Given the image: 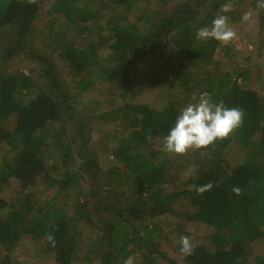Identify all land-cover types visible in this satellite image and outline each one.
Masks as SVG:
<instances>
[{
    "label": "trees",
    "instance_id": "1",
    "mask_svg": "<svg viewBox=\"0 0 264 264\" xmlns=\"http://www.w3.org/2000/svg\"><path fill=\"white\" fill-rule=\"evenodd\" d=\"M230 1L188 0L179 4L172 15L155 22L147 12L134 21L122 22L113 17L102 22L99 10L121 8L127 13L137 0H54L49 11V32L56 40L59 56L78 75L79 91L88 90L99 80L116 87L128 81L138 60L164 44H173L193 61L210 62L219 41L209 39L196 46L197 30L211 26ZM38 13L37 0H0V181L4 184L16 179L24 188L44 182L66 190L86 172L93 181L89 189L94 212L90 215L89 208L78 203L76 219L51 202L34 206L29 200L17 207L9 206L0 196L2 248L11 250L29 236L42 244L43 251L54 252V264L97 258L100 264H124L139 248L147 251L137 264H162L150 248L158 239L160 226L144 225L145 235L140 237L133 221L145 220L148 214L170 213L184 222H204L215 230L210 242L196 245L193 253L186 255L187 264H248L252 244L264 238V100L254 89L238 82L240 78L247 82L248 72L210 77L207 90L213 101L223 100L226 107L241 108L243 124L228 138L201 149L210 156L190 182L169 183V155L156 147L157 142L162 145L180 113L174 102L162 108L127 103L105 113L109 117L119 115L132 129L129 127L117 138L114 166L104 172L105 178L101 174L105 183L99 182V186L96 183L101 164L88 147L86 124L79 122L74 138L81 141L77 152L81 163L75 172L67 170L64 178L56 172L60 171L59 164L48 166L46 157L57 156L68 165L71 149L60 135L66 131L68 119L72 124L75 94L49 56L38 54L30 45L34 43L29 36ZM59 17L73 30V36L53 32ZM92 34L106 40L88 41L86 35ZM8 36L14 39L10 44L6 43ZM103 45L108 48L105 60L100 58ZM19 55L40 63L41 86L25 71H10L9 60ZM56 123L60 124L58 132L54 130ZM149 134L151 140L147 139ZM209 181L218 186L198 195L196 187ZM233 187H239L241 194L236 195ZM94 215L96 233L92 239L77 235L75 223L80 216L93 222ZM256 260L264 264V256Z\"/></svg>",
    "mask_w": 264,
    "mask_h": 264
},
{
    "label": "rangeland",
    "instance_id": "2",
    "mask_svg": "<svg viewBox=\"0 0 264 264\" xmlns=\"http://www.w3.org/2000/svg\"><path fill=\"white\" fill-rule=\"evenodd\" d=\"M186 1L188 0H137L130 12L127 13L121 8L107 7L104 10H99L100 20L105 22L109 18L118 17L122 22L134 21L141 16L142 12H147L155 22L159 18L163 19L172 15L177 6ZM37 2L39 3V13L29 36L30 40L32 39L34 42L30 45L38 54L49 56L48 58L56 64L58 73L65 84L69 85L71 92L75 94L73 102L76 113L72 124L71 118L68 119L67 129L60 135L61 140L69 144L71 149L68 165H63L57 156L48 155L46 157L48 166L59 164L60 171L56 172L61 177L65 178L67 170L75 172L81 163L82 157L80 156V159L77 153L81 141L74 138V135L79 122L83 121L89 131L88 147L92 150L91 152L97 155L101 164L102 172L98 173L99 180L96 181V186H99V182L105 183L102 176L105 178L104 172L114 166L113 149L117 144V138L122 136L123 131L129 127L132 129L121 118L119 119V115L109 117L105 113L116 108L119 109L124 104L146 103L153 108H162L169 102H174L181 111L186 105L196 103L202 92H208L207 84L211 80L210 77L214 78L223 73L239 71H247L249 79L244 82L240 78L238 82L254 89L264 100V0H231L222 7L223 13L220 15L227 17L228 25L236 32V37L228 43L219 41L210 62L193 61L173 44L168 43L138 60L131 68L129 79L125 84L113 87L107 82L99 80L95 81L94 85L86 91H79L76 88L78 75L70 68L67 61L59 56L56 40L49 32V11L54 0H37ZM95 6L98 7V4L96 3ZM231 9L233 13L229 15L228 10ZM53 32L62 33L64 36L67 34L73 36V30L65 25L62 17L56 21ZM86 38L88 41L102 42L106 40V37L98 38V34L86 35ZM12 40L14 39L8 36L6 43L10 44ZM168 40L171 41V36ZM206 41L198 39L196 46L206 43ZM100 49V58L105 60V57L108 56V48L103 45ZM9 63L10 71H25L33 76L36 84L41 86L42 78L39 76L41 65L36 59L19 55L12 57ZM186 79L188 82L185 81ZM209 94L213 101L211 93ZM59 128L60 124L56 123L54 130L58 132ZM160 143H156L157 148L161 147ZM233 146L236 147V145ZM168 155L170 160L168 181L178 184L193 180L199 167L203 163H207L210 156L201 152V149L189 150L184 156ZM81 174L83 177L77 180L73 187L66 190L47 186L44 182H37L33 186L24 188L16 179H11L4 184L0 181V196L7 201L9 206L16 205L17 207L26 204L29 200L34 206H43V204L51 202L54 206L68 210L72 217L78 219L75 212L78 203L89 208L90 215L94 212L95 205L89 189L93 181L89 180L88 173L82 172ZM111 217L116 220L113 216ZM81 218L80 216V220L75 223L79 234L75 233L85 238L89 236L88 238L91 240L93 234L96 233L94 231L95 215L93 222L91 219ZM133 223L136 229L141 232L140 237L145 235L144 225L157 224L160 226L158 239L150 248L154 250L162 264H187L186 255L180 251L181 236H189L196 246L210 242L215 231L212 226L204 222H184L177 215L170 213H159L156 216L148 214L145 220H134ZM135 244L134 246H136ZM144 251L147 250L139 248L135 251L132 255L134 264L143 260ZM261 255L264 256V238L252 244L248 254V264H258L256 258ZM54 262V252L43 251L42 244L29 236L23 237L8 251L0 245V264H54ZM100 263V258H97L90 262L78 260L73 264Z\"/></svg>",
    "mask_w": 264,
    "mask_h": 264
},
{
    "label": "clouds",
    "instance_id": "3",
    "mask_svg": "<svg viewBox=\"0 0 264 264\" xmlns=\"http://www.w3.org/2000/svg\"><path fill=\"white\" fill-rule=\"evenodd\" d=\"M35 2V0H30ZM197 39L206 41L215 39L222 43H228L235 39L236 32L228 25L227 17L219 15L215 17L211 26H204L197 30ZM244 112L239 107H226L223 100L213 102L210 94L205 91L199 96L196 103L186 105L179 113L175 124L168 130L163 138L160 151L166 154L184 156L189 150H200L214 144L217 140L229 137L238 127L243 124ZM151 140V134L147 137ZM214 182L197 186L195 191L203 196L205 192L211 191ZM236 195L241 194L239 187H233ZM48 239L55 243L54 237L48 235ZM180 251L190 255L194 251V244L189 236L184 235L179 240ZM124 264H134L130 256Z\"/></svg>",
    "mask_w": 264,
    "mask_h": 264
}]
</instances>
